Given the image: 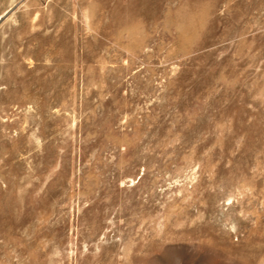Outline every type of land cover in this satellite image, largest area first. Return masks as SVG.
<instances>
[{"label": "rangeland", "instance_id": "374dc122", "mask_svg": "<svg viewBox=\"0 0 264 264\" xmlns=\"http://www.w3.org/2000/svg\"><path fill=\"white\" fill-rule=\"evenodd\" d=\"M0 264H264V0H0Z\"/></svg>", "mask_w": 264, "mask_h": 264}]
</instances>
